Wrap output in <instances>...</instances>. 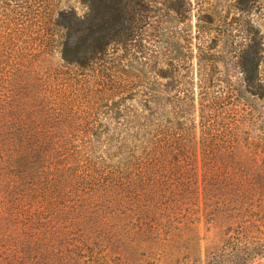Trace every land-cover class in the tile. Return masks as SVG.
<instances>
[{
	"label": "trees",
	"instance_id": "trees-1",
	"mask_svg": "<svg viewBox=\"0 0 264 264\" xmlns=\"http://www.w3.org/2000/svg\"><path fill=\"white\" fill-rule=\"evenodd\" d=\"M79 1L0 0V264H132L200 215L227 221L203 264H264L263 41L228 84L225 16L194 55L168 41L192 0Z\"/></svg>",
	"mask_w": 264,
	"mask_h": 264
},
{
	"label": "rangeland",
	"instance_id": "rangeland-1",
	"mask_svg": "<svg viewBox=\"0 0 264 264\" xmlns=\"http://www.w3.org/2000/svg\"><path fill=\"white\" fill-rule=\"evenodd\" d=\"M206 7H202L201 13L199 9V0H192V10L187 14V19L180 22L173 20L172 31L168 41L175 43L183 41L184 37L189 39L191 51L194 55L198 54V37L201 32L197 26L202 25V20L207 18L201 17L205 13H214L216 22L218 17L225 16L223 25L216 27L220 32H226L217 40V47L211 53L215 54L216 60L219 61L213 68L219 75L226 77L227 83L237 81L239 77L238 68L235 63L234 53L237 51L236 46L244 40V33L248 31L252 37L263 41L264 53V0H257L255 3H250L247 10L244 12L238 11L234 4V0H205ZM73 8L78 14L84 12L85 7L79 0H56V7ZM200 14V15H199ZM201 21H199V17ZM212 29H215V26ZM215 33V31L213 32ZM228 34V35H227ZM155 49L160 50L162 40L158 42L155 38ZM180 42V44H182ZM172 45H169L168 56H175V50ZM264 59V54H263ZM176 61V60H175ZM196 62V61H194ZM195 67H198L195 63ZM262 75L264 74V60L259 66ZM227 225V221L223 218L216 217L207 219L206 216L200 215L197 219H189L183 222V225L176 228L169 238L164 239L165 235H160L159 241L151 242L155 239L153 236H148L147 233L142 234V238L147 240L149 244L143 243L132 259V264H203V258L206 251L219 247L223 241V230ZM147 235L148 237H146ZM141 238V239H142Z\"/></svg>",
	"mask_w": 264,
	"mask_h": 264
}]
</instances>
